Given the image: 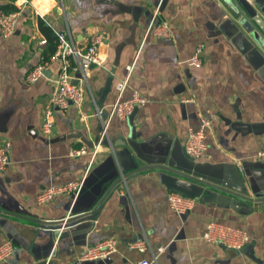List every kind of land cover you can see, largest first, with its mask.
I'll return each instance as SVG.
<instances>
[{
    "label": "crops",
    "instance_id": "crops-1",
    "mask_svg": "<svg viewBox=\"0 0 264 264\" xmlns=\"http://www.w3.org/2000/svg\"><path fill=\"white\" fill-rule=\"evenodd\" d=\"M0 5L19 13L12 37L0 31V146L12 145L10 164L0 172V246L11 242L20 250L19 259L1 264H264V160L257 158L264 146V51L240 25L246 15L264 34V0ZM159 25L169 38L155 33ZM67 31L81 47L91 35H103V64L79 84L82 104L55 110L54 131L45 136L60 64H50L34 84L27 77L55 53L57 33ZM200 44L202 65L194 68L188 61ZM131 66L124 99L139 92L148 103L125 121L111 120L93 163L90 153L72 158V149L92 150L99 142L97 111H111ZM185 97L194 102L183 103ZM202 118L211 121L208 149L192 160L185 145ZM85 176L74 204L70 194L38 204L46 188ZM170 193L195 199V208L175 213ZM212 222L241 228L251 240L240 251L210 244L203 236ZM107 239L117 241L116 253L81 260ZM139 241L148 242L146 251L130 246Z\"/></svg>",
    "mask_w": 264,
    "mask_h": 264
},
{
    "label": "built area",
    "instance_id": "built-area-1",
    "mask_svg": "<svg viewBox=\"0 0 264 264\" xmlns=\"http://www.w3.org/2000/svg\"><path fill=\"white\" fill-rule=\"evenodd\" d=\"M19 13H6L0 5V31L3 38L12 37L17 29ZM155 33L162 38H169L170 32L166 25H159ZM105 41V37L101 34L91 35L85 47L79 46L73 38L70 31L57 33L56 45L57 49L55 53L48 59H44L39 65L35 66L27 77V81L30 84L38 82L41 78H44L47 68L52 63H59L60 70L58 77L55 80V89L51 98V106L45 110L44 123L42 126V133L45 136H50L55 128V110H67L70 106H80L83 102V91L79 84L87 83V76L94 66H101L103 60L100 54V48ZM46 43V41H43ZM204 51V45L197 46L194 55L188 61V65L194 68L202 65V53ZM133 66L128 68L129 74L126 80L118 87V98L113 105L108 119L104 120L102 117V111L98 109L97 116L101 120L102 133L99 142L94 146L92 150L87 147L78 149H72L70 156L77 158L91 154V163L96 159L100 148L108 136V127L113 118H118L121 121H125L130 118L137 107L145 106L148 100L142 96L139 92H133L129 99H124V92L126 90ZM78 80V83H75ZM183 103H193V98L185 97L182 100ZM211 126V121L207 118H202L198 130L191 129L189 132L188 140L185 145L186 154L193 160H200L207 152V130ZM12 151V145L10 142L4 143L0 146V172H4L10 164V155ZM257 158L264 160V146L258 152ZM87 175V174H86ZM86 177L81 182H69L59 186H50L46 188L37 197L39 205H44L51 201L54 197L62 194H70L75 197V200L80 195L84 188ZM122 184H127L124 181ZM126 186V185H124ZM168 203L171 209L179 214L186 215L191 212L196 206V200L182 196L178 193H170L168 195ZM71 216L69 215L63 223L65 224ZM203 239L210 244H219L226 248L240 251L251 238L248 232L241 228L228 226L218 222H212L208 225ZM134 249L139 251H146L149 247L148 242L139 241L130 245ZM164 248H160L159 252H162ZM117 251V241L115 239H107L99 244L90 247L83 253L81 260L84 262H95L105 260ZM15 252V247L11 242H7L0 246V264L12 258ZM49 262V261H48ZM47 262V264H48ZM157 262V256H154L153 262ZM137 264H151L148 261H140Z\"/></svg>",
    "mask_w": 264,
    "mask_h": 264
},
{
    "label": "water",
    "instance_id": "water-1",
    "mask_svg": "<svg viewBox=\"0 0 264 264\" xmlns=\"http://www.w3.org/2000/svg\"><path fill=\"white\" fill-rule=\"evenodd\" d=\"M240 8V6H238ZM240 25L242 26V28H244L249 34L252 35V37L254 38V40L258 43V45L260 46V48H262V50L264 51V34L262 32H260V30L257 28L256 24L254 21H252L251 18H248L246 15H243L242 19L240 20ZM76 83V82H75ZM77 84V83H76ZM110 113L107 112L106 110L102 112V117L104 120L108 119ZM83 142L85 144H88L87 141L83 140ZM93 145V144H92ZM90 147H92L91 145H89ZM94 148V147H92ZM188 156V155H187ZM189 159H192L191 157L188 156ZM130 159L132 160V158L130 157ZM193 160V159H192ZM82 192V191H81ZM81 194V193H80ZM264 196V193L262 194ZM80 196V195H79ZM78 196V197H79ZM261 195H257V197H259ZM73 198V204L75 203V197L72 196ZM71 216V214H70ZM73 216H71L72 218ZM71 218L68 219L67 223L65 224V227L67 226V224L69 223V221L71 220ZM64 223V221H63ZM63 223L61 225V227L59 229H57V232L60 233V230L63 228ZM60 235V234H59ZM19 249H16L14 252V258L15 259H19Z\"/></svg>",
    "mask_w": 264,
    "mask_h": 264
},
{
    "label": "trees",
    "instance_id": "trees-1",
    "mask_svg": "<svg viewBox=\"0 0 264 264\" xmlns=\"http://www.w3.org/2000/svg\"><path fill=\"white\" fill-rule=\"evenodd\" d=\"M3 9V8H2ZM4 10V12H6V13H13V12H15L14 10H6V9H3ZM56 49H57V45L55 46V48H54V50H53V53L56 51Z\"/></svg>",
    "mask_w": 264,
    "mask_h": 264
}]
</instances>
